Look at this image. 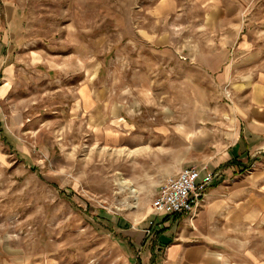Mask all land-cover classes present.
Masks as SVG:
<instances>
[{
  "label": "rangeland",
  "instance_id": "374dc122",
  "mask_svg": "<svg viewBox=\"0 0 264 264\" xmlns=\"http://www.w3.org/2000/svg\"><path fill=\"white\" fill-rule=\"evenodd\" d=\"M0 80V264H170L153 198L229 151L208 264H264V0H0Z\"/></svg>",
  "mask_w": 264,
  "mask_h": 264
},
{
  "label": "crops",
  "instance_id": "0c3cea01",
  "mask_svg": "<svg viewBox=\"0 0 264 264\" xmlns=\"http://www.w3.org/2000/svg\"><path fill=\"white\" fill-rule=\"evenodd\" d=\"M211 25H214V23L212 24L207 22L206 28L209 29ZM206 78L208 79V81H206V89L209 90L211 77L208 70H206ZM216 78L220 80L223 79L225 81L229 78V76H227V72H225V74L218 72ZM4 89L5 88L3 86L0 89V93ZM233 127H236V123L234 124V122L229 126V128L232 129ZM224 133L227 134L226 136L231 135L234 139L236 137L234 140L236 143H238V141L241 139V134L239 132L235 133L234 130H227V132ZM212 135L213 133L211 132L206 133V141L211 142ZM215 136H217V134H215ZM219 137H221V132ZM244 141L247 145V149L250 148L251 145H249V142L246 140ZM229 153L230 151L215 157L211 161V166L208 163L207 168L214 172V169L220 167L223 164L222 162L230 159L231 153ZM178 173L179 170L175 175ZM209 187L205 189L204 197L199 203L193 217H191L190 214H187L180 218H176V220L172 218L171 220H174L172 224H169L170 222L168 221L161 224V227L166 229L163 231L164 233L161 234V236L164 235V239L168 238V236L171 238V242H169L170 244L167 243L164 247L166 260L170 264H208V262L211 261V257L208 256L207 252L210 250L206 246V232H208L210 228L207 221L210 218L215 219L223 215L228 216L229 213L236 211L237 209L238 210L233 214V216H242L244 213H247L251 210L253 201L258 199V196L253 197L248 193L245 195V184L240 182L232 187L220 184L210 188ZM232 204L241 205L233 207L231 206ZM163 238L161 241H163Z\"/></svg>",
  "mask_w": 264,
  "mask_h": 264
},
{
  "label": "built area",
  "instance_id": "2783aa9c",
  "mask_svg": "<svg viewBox=\"0 0 264 264\" xmlns=\"http://www.w3.org/2000/svg\"><path fill=\"white\" fill-rule=\"evenodd\" d=\"M2 82L0 80V87ZM218 177L207 167H187L175 176L165 179L151 204V211L158 217H191L204 197V191Z\"/></svg>",
  "mask_w": 264,
  "mask_h": 264
},
{
  "label": "trees",
  "instance_id": "16d2710c",
  "mask_svg": "<svg viewBox=\"0 0 264 264\" xmlns=\"http://www.w3.org/2000/svg\"><path fill=\"white\" fill-rule=\"evenodd\" d=\"M174 219H176V218H174ZM162 222H166V220H168V218L167 217H162Z\"/></svg>",
  "mask_w": 264,
  "mask_h": 264
},
{
  "label": "bare ground",
  "instance_id": "6f19581e",
  "mask_svg": "<svg viewBox=\"0 0 264 264\" xmlns=\"http://www.w3.org/2000/svg\"><path fill=\"white\" fill-rule=\"evenodd\" d=\"M2 88V86L0 87V89Z\"/></svg>",
  "mask_w": 264,
  "mask_h": 264
}]
</instances>
